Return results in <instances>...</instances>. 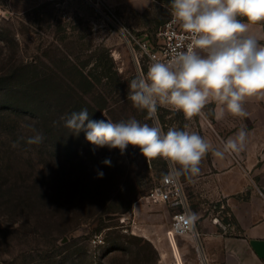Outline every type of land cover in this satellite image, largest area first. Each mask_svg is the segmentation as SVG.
Segmentation results:
<instances>
[{"label": "rangeland", "instance_id": "rangeland-1", "mask_svg": "<svg viewBox=\"0 0 264 264\" xmlns=\"http://www.w3.org/2000/svg\"><path fill=\"white\" fill-rule=\"evenodd\" d=\"M123 23L156 43L160 26L137 31ZM147 70V60L137 59L86 0L61 6L0 0V264H173L176 251L179 261L202 264V223L219 214L215 201L196 197L195 182L209 168L211 152L196 175L175 166L200 240L172 236L175 211L151 196L173 165L145 159L131 145L123 154L107 147L93 151L85 133L72 134L62 119L86 108L94 120L158 121L164 132H195L210 143V105L191 118L164 106L150 117L133 106L128 84ZM28 125L43 135L42 143L27 144L35 135ZM106 158L111 166L102 163ZM35 184L52 188L51 203Z\"/></svg>", "mask_w": 264, "mask_h": 264}, {"label": "clouds", "instance_id": "clouds-1", "mask_svg": "<svg viewBox=\"0 0 264 264\" xmlns=\"http://www.w3.org/2000/svg\"><path fill=\"white\" fill-rule=\"evenodd\" d=\"M173 21L190 40L186 50L175 52L168 62L155 60L146 74L128 84L127 99L134 107L154 117L158 106L181 111L186 117L203 115L215 103L214 116L221 120L226 114L246 115L245 102L253 97L264 98V43H260L253 27L264 23V0H171ZM64 126L72 134L85 133L95 148H138L148 160L162 158L170 165L199 173L202 158L211 145L195 132L169 128L164 132L158 121L152 125L135 118L127 121L94 120L88 110L72 112ZM35 135L27 144L42 143L44 137L28 125ZM246 131L238 130L229 138L223 151L238 152L244 147ZM23 139V137H21ZM18 146V142L13 147ZM111 166L110 158L102 161ZM103 173H98L102 178Z\"/></svg>", "mask_w": 264, "mask_h": 264}, {"label": "crops", "instance_id": "crops-1", "mask_svg": "<svg viewBox=\"0 0 264 264\" xmlns=\"http://www.w3.org/2000/svg\"><path fill=\"white\" fill-rule=\"evenodd\" d=\"M107 1L137 31L161 27L164 17L172 15L171 0ZM253 31L264 43V23L254 26ZM209 105L212 147L209 168L199 183L195 182L196 197L215 201L216 207L223 205L231 222L226 230L208 219L202 223L206 264H264V98L248 99L245 116L226 114L221 120L214 116L215 103L206 107ZM240 129L247 133L243 149L225 152L222 158L214 155L215 150L223 151L224 144Z\"/></svg>", "mask_w": 264, "mask_h": 264}, {"label": "built area", "instance_id": "built-area-1", "mask_svg": "<svg viewBox=\"0 0 264 264\" xmlns=\"http://www.w3.org/2000/svg\"><path fill=\"white\" fill-rule=\"evenodd\" d=\"M49 1L60 6L68 2V0ZM86 1L94 5L99 13L104 14L105 20L125 37L136 58L141 57L147 60L148 67L154 62V58L161 62H168L175 52L186 50L190 43L180 25L173 21L172 15L159 28L157 41L154 43L148 35H139L126 26L121 16L117 14L107 0ZM151 198L154 203L166 204L175 211L170 223L169 235L192 236L195 240H200L201 234L196 227L195 216L186 194L184 182L175 166H170L167 173L161 177ZM224 208L223 205L216 207L219 215L212 219V223L226 230L229 224L224 223L223 218L229 214L224 213ZM175 258L173 264H179L181 259L176 252ZM205 262L206 258L203 257L201 263L205 264Z\"/></svg>", "mask_w": 264, "mask_h": 264}, {"label": "trees", "instance_id": "trees-1", "mask_svg": "<svg viewBox=\"0 0 264 264\" xmlns=\"http://www.w3.org/2000/svg\"><path fill=\"white\" fill-rule=\"evenodd\" d=\"M163 120V122H164V119H162ZM35 189H38V193L40 194V196H42L41 197V199L42 198H44V199H46V201L47 202H52V200H53V196H52V188H51V190H49V189H40V187H39V185H37V184H35L34 186H33ZM55 189V188H54ZM35 196V193L34 194H32V197H34ZM131 204L132 203H130L129 205H127L126 207H124L123 208V212H126V211H128V210H130V208H131ZM1 205V204H0ZM223 221H224V223H226V224H229L231 221H230V219H229V216H225L224 218H223Z\"/></svg>", "mask_w": 264, "mask_h": 264}]
</instances>
